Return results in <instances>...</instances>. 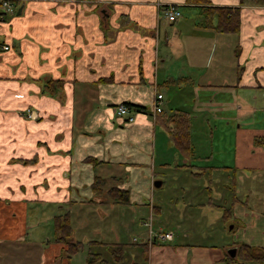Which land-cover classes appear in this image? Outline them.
Returning <instances> with one entry per match:
<instances>
[{
	"label": "crops",
	"instance_id": "0c3cea01",
	"mask_svg": "<svg viewBox=\"0 0 264 264\" xmlns=\"http://www.w3.org/2000/svg\"><path fill=\"white\" fill-rule=\"evenodd\" d=\"M170 4L196 13L168 21L163 8ZM13 6L0 18V264L67 259L56 230L55 240L48 237L51 217L55 227L67 209L96 200L97 177L129 193L128 205H109L118 215L126 209L132 225L137 216L153 222L161 213L158 192L168 173L173 181L187 172L203 175L210 206L223 181L226 188V173L264 178V0H13ZM208 6L239 7L238 32H218ZM121 104L128 115H117ZM176 111L190 124L189 157L168 133ZM216 132L231 135V162ZM251 202L236 205L241 212L229 231L261 247L264 196ZM73 218L74 225L86 220L83 210ZM236 245L225 255L234 257L229 250ZM175 249L187 253L186 245L158 246L157 253Z\"/></svg>",
	"mask_w": 264,
	"mask_h": 264
},
{
	"label": "rangeland",
	"instance_id": "374dc122",
	"mask_svg": "<svg viewBox=\"0 0 264 264\" xmlns=\"http://www.w3.org/2000/svg\"><path fill=\"white\" fill-rule=\"evenodd\" d=\"M178 9L181 16L188 19L193 18L196 13H190V8L184 6ZM196 19L199 18L196 17ZM169 27L170 25H168ZM26 115L31 118L35 117L34 111L31 110H27ZM224 134L216 132L214 141L222 138L225 140L226 144L222 143L220 148L226 156V162H231L233 145L231 142L233 141H231V135ZM163 141L166 140L164 139ZM165 144L164 142V149L166 147ZM186 160L188 165L190 159ZM253 174V172H249L247 176L240 177L241 173L239 172L234 175L230 172L229 175L226 173V188L224 189L223 187L224 181L221 186L224 196L221 193L218 200L212 199V204L215 203L216 205L210 206L207 204L209 200L208 193L204 189L203 175H196L195 177L187 172L177 181H173V176L168 173L166 185L158 192L162 196L163 209L161 213L152 215L153 222L149 220L150 217L139 221L140 217L137 216L135 219L136 224L134 225L128 222V213L125 208H121L125 210L118 215L115 209L109 205V203L114 202L110 195L113 198L116 196L120 198L122 196L121 192L116 194L117 191H114L115 194H110L109 192L101 193L97 197L94 196L96 200L85 203L84 208L80 209L83 210V215L86 219L84 224L78 223L80 222L79 220L77 225L72 224V222L74 223L73 216L76 213L79 215L80 210L67 209L59 215V219H63L67 215L71 225V238L79 241L81 247L70 258L61 260L60 263L58 260L57 264H87L88 249L97 254L90 258L91 263L94 262L95 264L103 262V264H227L222 260L227 251L226 249L241 242L242 238L235 231H229L230 226L234 227L233 222L230 221L231 217L232 221H234L241 212L236 205L241 206V203H239L241 201L245 203L251 202L254 196H264V178L256 179ZM181 186L188 190L182 191L180 189ZM128 198L129 203H131L129 193ZM212 198H215V196L212 195ZM224 198L226 200L225 203L223 202ZM195 201L197 203H206V208L203 209L196 204L191 206ZM220 210L222 213L219 219H215L212 222L211 220L214 219ZM226 210H228L227 213L230 216L225 217ZM114 218H119V220L116 221ZM144 222H148V225H145ZM51 223L53 226L48 232V237L53 241L55 240V221L52 217ZM158 230L173 232V240L165 241L159 238H151L149 232L156 233ZM56 234L58 236V233ZM91 240H99L101 242H98L97 245H89ZM115 242L126 243L125 245L127 246H124L125 253L122 256L116 246L111 248L113 245L111 243ZM139 243H147V245L144 244L143 246ZM258 243L259 240L253 239L249 244L255 245ZM164 245H169L172 249L176 248L177 245H186L187 253L184 254L183 251L178 249H175V254L167 250L157 253L158 246ZM191 245H194L195 248H191ZM117 249L118 253L116 252ZM245 264L254 263L246 262Z\"/></svg>",
	"mask_w": 264,
	"mask_h": 264
},
{
	"label": "trees",
	"instance_id": "16d2710c",
	"mask_svg": "<svg viewBox=\"0 0 264 264\" xmlns=\"http://www.w3.org/2000/svg\"><path fill=\"white\" fill-rule=\"evenodd\" d=\"M196 2L206 3L208 0H195ZM204 10H207L212 13H216L217 15V25L216 29L218 32H227V33H236L239 30V7H221V6H208ZM164 120V119H163ZM167 128L169 136L171 137L175 148L180 152L182 157H189L191 154V143L189 137V128L190 124L185 115L181 111H176L175 113L171 114L167 119ZM200 175V174H197ZM93 196H99L101 193H109L115 194L114 191H117L116 194L119 192L122 193V196L113 198L111 195L110 197L114 199L112 204H129L128 192L126 190L120 189L115 185L108 186L106 179L97 177L93 183ZM92 201V200H90ZM94 201V200H93ZM226 210L225 217L228 216ZM56 233H58L57 241L66 244L63 248L62 253L70 258L71 255L76 253L78 249L81 247V243L71 238V225L69 220L64 216L62 220L59 218L56 221L55 226ZM75 241V242H74ZM99 240H91L89 245H97ZM138 242V241H137ZM113 244L112 247H117L119 249L116 252H120L122 256L125 253L124 246L126 243H111ZM138 244V243H137ZM144 246L145 243H139ZM147 244V243H146ZM145 244V245H146ZM123 245V246H121ZM117 252V253H118ZM112 254H114L112 252ZM95 252H92L88 249V256H87V264H95L94 262L91 263L90 258L96 256ZM99 256V255H98ZM227 264L234 263V264H245L246 262H252L254 264H264V246L258 247L247 244L245 242L238 243L236 245V251L234 257H229L225 255L223 259ZM104 263V262H103ZM99 263V264H103Z\"/></svg>",
	"mask_w": 264,
	"mask_h": 264
},
{
	"label": "built area",
	"instance_id": "2783aa9c",
	"mask_svg": "<svg viewBox=\"0 0 264 264\" xmlns=\"http://www.w3.org/2000/svg\"><path fill=\"white\" fill-rule=\"evenodd\" d=\"M10 13H14V6H13V0H0V18L5 17L7 14ZM163 13L164 16L166 17V19L168 21H175L176 19H178L181 16V13L178 9L177 6L175 5H168L167 7L163 8ZM2 49L7 50L9 49V46L6 44L2 45ZM161 99H162V95L161 94H157L155 99H154V103H153V111L155 113H158L161 111ZM116 113L119 116L122 115H128V107L124 104L119 105L116 108ZM128 121H131L133 119L132 116H128ZM145 225H148V222H144ZM150 237L153 239L159 238L161 240H165V241H170L173 239V233L168 231H158L156 233H153L152 231L149 232Z\"/></svg>",
	"mask_w": 264,
	"mask_h": 264
},
{
	"label": "water",
	"instance_id": "95a60500",
	"mask_svg": "<svg viewBox=\"0 0 264 264\" xmlns=\"http://www.w3.org/2000/svg\"><path fill=\"white\" fill-rule=\"evenodd\" d=\"M155 185L158 186V185H159V182H156ZM229 253H230L232 256H234V254H235V248H232L231 250H229Z\"/></svg>",
	"mask_w": 264,
	"mask_h": 264
}]
</instances>
